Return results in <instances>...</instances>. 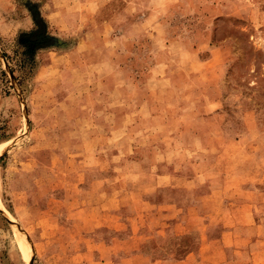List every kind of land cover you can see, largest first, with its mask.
Returning a JSON list of instances; mask_svg holds the SVG:
<instances>
[{"label": "rangeland", "instance_id": "1", "mask_svg": "<svg viewBox=\"0 0 264 264\" xmlns=\"http://www.w3.org/2000/svg\"><path fill=\"white\" fill-rule=\"evenodd\" d=\"M0 145V264H264V0H0Z\"/></svg>", "mask_w": 264, "mask_h": 264}, {"label": "flooded vegetation", "instance_id": "2", "mask_svg": "<svg viewBox=\"0 0 264 264\" xmlns=\"http://www.w3.org/2000/svg\"><path fill=\"white\" fill-rule=\"evenodd\" d=\"M40 34H38V36H39ZM38 36H33V39L35 38V40H38L39 39V37ZM34 42V41H33Z\"/></svg>", "mask_w": 264, "mask_h": 264}, {"label": "water", "instance_id": "3", "mask_svg": "<svg viewBox=\"0 0 264 264\" xmlns=\"http://www.w3.org/2000/svg\"><path fill=\"white\" fill-rule=\"evenodd\" d=\"M54 42H55L56 44H59V43H60V41H58V40H54Z\"/></svg>", "mask_w": 264, "mask_h": 264}, {"label": "bare ground", "instance_id": "4", "mask_svg": "<svg viewBox=\"0 0 264 264\" xmlns=\"http://www.w3.org/2000/svg\"><path fill=\"white\" fill-rule=\"evenodd\" d=\"M0 148H1V145H0ZM0 205H2L1 200H0ZM14 224H15V223H14Z\"/></svg>", "mask_w": 264, "mask_h": 264}]
</instances>
